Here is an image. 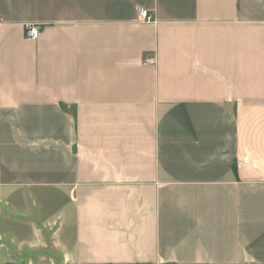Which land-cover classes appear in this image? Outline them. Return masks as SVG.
<instances>
[{
  "label": "crops",
  "instance_id": "0c3cea01",
  "mask_svg": "<svg viewBox=\"0 0 264 264\" xmlns=\"http://www.w3.org/2000/svg\"><path fill=\"white\" fill-rule=\"evenodd\" d=\"M0 264H264V0H0Z\"/></svg>",
  "mask_w": 264,
  "mask_h": 264
},
{
  "label": "built area",
  "instance_id": "2783aa9c",
  "mask_svg": "<svg viewBox=\"0 0 264 264\" xmlns=\"http://www.w3.org/2000/svg\"><path fill=\"white\" fill-rule=\"evenodd\" d=\"M138 14L141 20H145V21H151V17L148 15V12L143 10V9H139L138 10ZM40 36V26L35 25V24H28L25 26V38L27 40H37ZM144 63L146 65H154L155 64V59L153 57L151 58H147Z\"/></svg>",
  "mask_w": 264,
  "mask_h": 264
}]
</instances>
